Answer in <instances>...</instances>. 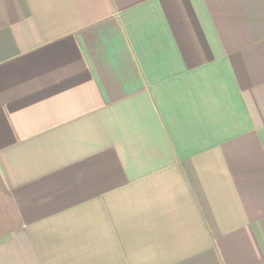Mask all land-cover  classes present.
Returning <instances> with one entry per match:
<instances>
[{
	"label": "crops",
	"instance_id": "1",
	"mask_svg": "<svg viewBox=\"0 0 264 264\" xmlns=\"http://www.w3.org/2000/svg\"><path fill=\"white\" fill-rule=\"evenodd\" d=\"M0 264H264V0H0Z\"/></svg>",
	"mask_w": 264,
	"mask_h": 264
}]
</instances>
